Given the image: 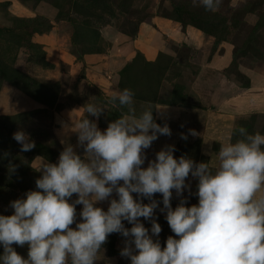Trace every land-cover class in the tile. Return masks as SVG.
<instances>
[{"label": "rangeland", "instance_id": "374dc122", "mask_svg": "<svg viewBox=\"0 0 264 264\" xmlns=\"http://www.w3.org/2000/svg\"><path fill=\"white\" fill-rule=\"evenodd\" d=\"M17 1L25 17L7 14L0 29V215H11V201L38 190L39 158L56 163L64 142L84 158L70 126L87 102L104 107L98 118L85 114L101 131L127 113L108 103L114 91L131 89L137 115L153 108L155 121L170 128V136L159 135L145 150L142 167L169 145L175 158L211 164L227 132L264 134V0H222L215 12L193 0ZM160 18L172 34L156 28ZM21 130L35 143L31 151L13 139ZM186 183V206L197 204V179L189 175ZM180 198L173 190V208ZM96 206L107 210L108 201ZM162 207L154 217L162 230L153 239L164 247L175 234ZM124 239L109 235L96 264H130L120 256ZM13 248L27 257V245Z\"/></svg>", "mask_w": 264, "mask_h": 264}, {"label": "clouds", "instance_id": "9594fccd", "mask_svg": "<svg viewBox=\"0 0 264 264\" xmlns=\"http://www.w3.org/2000/svg\"><path fill=\"white\" fill-rule=\"evenodd\" d=\"M221 3L193 0L210 12ZM108 103L127 113L101 131L85 114L98 118L104 107L87 102L84 115L70 126L84 158L66 142L56 163L39 158L38 190L11 201V215H0V264H96L113 233L125 238L120 256L130 264H264V134L244 127L227 132L211 164L175 158L169 145L142 167L145 150L159 135L170 136V128L155 121L153 108L137 115L131 89L112 92ZM236 133L241 138L233 142ZM13 139L22 152L35 147L22 130ZM189 175L198 181V203L186 206ZM173 190L181 197L175 208ZM157 193L160 201L154 199ZM105 200L107 210L96 206ZM160 204L175 234L164 247L153 239L162 230L154 218ZM77 205H82L79 220ZM140 218L150 221V229ZM13 244L27 245V257Z\"/></svg>", "mask_w": 264, "mask_h": 264}, {"label": "crops", "instance_id": "0c3cea01", "mask_svg": "<svg viewBox=\"0 0 264 264\" xmlns=\"http://www.w3.org/2000/svg\"><path fill=\"white\" fill-rule=\"evenodd\" d=\"M0 29L2 27H4V25L2 24L3 21H5L4 16H8L10 15L12 18L16 19V20H21L23 19L25 16V13L28 12L26 11L27 9L21 5L17 0H0ZM3 11V12H2ZM158 20H162L161 22V26H156L157 27H162V32L167 33L168 35L172 34L170 30L165 29L168 28V26L165 24L164 19H157ZM158 35V34H157ZM119 38V37H118ZM156 39V38H155ZM120 41V38H119ZM123 41V39L121 38V42ZM127 41V40H126ZM115 43H116V39H115ZM103 70H105L104 67H101ZM111 261V260H110Z\"/></svg>", "mask_w": 264, "mask_h": 264}, {"label": "trees", "instance_id": "16d2710c", "mask_svg": "<svg viewBox=\"0 0 264 264\" xmlns=\"http://www.w3.org/2000/svg\"><path fill=\"white\" fill-rule=\"evenodd\" d=\"M1 31V30H0Z\"/></svg>", "mask_w": 264, "mask_h": 264}]
</instances>
